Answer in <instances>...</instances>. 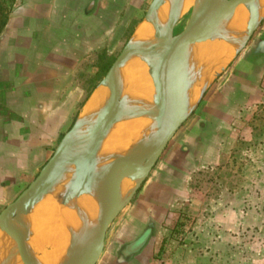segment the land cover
I'll use <instances>...</instances> for the list:
<instances>
[{
	"label": "crops",
	"instance_id": "obj_1",
	"mask_svg": "<svg viewBox=\"0 0 264 264\" xmlns=\"http://www.w3.org/2000/svg\"><path fill=\"white\" fill-rule=\"evenodd\" d=\"M119 7L120 0H19L4 21L0 31V213L36 178L71 124L84 115L94 93L106 87L102 85L104 69L112 62L119 45L118 38L113 36L120 21ZM145 21L146 16L138 26ZM132 22L133 16L126 20L128 24ZM192 139L194 135L181 142L178 139L168 150L166 165L173 172L178 171L179 156H184L187 163L177 177L181 181L179 186L169 192L160 187L152 195L165 208H158L149 199L144 200L142 209L127 210L124 214L123 210L107 232L97 264H163L156 256L168 247V223L176 215L169 210L180 198L186 199L188 179L214 159L203 151L193 155L186 148ZM183 149L186 151L181 153ZM44 200L45 197L26 218L30 229L28 245L32 254L42 259L40 264H65L71 242L82 226L73 234L74 224L65 216L59 218L56 207L50 219L56 226H67L62 234V242L67 245L60 253L49 243L38 248L40 244L34 238L44 219ZM62 206L70 204L62 202ZM72 215L82 224L84 218L92 224L97 213L93 210L83 214L81 209ZM255 216L257 213L244 209L217 210L212 217H217L218 224L201 228L200 233L204 231L207 239L203 245L194 246L196 250L203 247L205 254L199 257L193 252L176 264H227L225 254L218 252L227 248L230 241L226 232L239 230L241 224L246 225ZM212 232L220 233L222 240H213L209 236Z\"/></svg>",
	"mask_w": 264,
	"mask_h": 264
},
{
	"label": "water",
	"instance_id": "obj_2",
	"mask_svg": "<svg viewBox=\"0 0 264 264\" xmlns=\"http://www.w3.org/2000/svg\"><path fill=\"white\" fill-rule=\"evenodd\" d=\"M258 2L197 0L186 28L175 34L184 13L183 0H173L168 22L154 25V42L135 41V30L102 81V85L109 89L106 104L93 117L83 115L74 122L36 178L0 213V235L5 231L16 241L15 245L7 247L3 257L0 256V264L17 260H22L24 264H39L28 245L30 229L26 218L48 193L58 187L68 167H73L74 171L63 191V203L69 205L90 194L94 188L99 191V198L95 221L87 223L84 218L79 234L71 242L65 264H97L104 251L109 228L149 177L188 114L198 104L197 100L189 106L184 99L186 89L197 78L194 67L186 62L190 47L233 33L231 22L241 5H247L250 12L247 27L239 40L240 46H245L263 19L264 9L259 7ZM164 5L165 0H153L146 21L152 20ZM138 55L154 61L152 78L155 96L151 110L128 103L119 75L128 61ZM209 81L202 84L200 95ZM145 114L156 116L154 136L135 145L126 155L112 156L99 170L98 158L102 147L116 126L125 119ZM125 179L135 181V186L123 196L122 183Z\"/></svg>",
	"mask_w": 264,
	"mask_h": 264
},
{
	"label": "rangeland",
	"instance_id": "obj_3",
	"mask_svg": "<svg viewBox=\"0 0 264 264\" xmlns=\"http://www.w3.org/2000/svg\"><path fill=\"white\" fill-rule=\"evenodd\" d=\"M18 1L0 0V31ZM151 2L120 0V21L113 33L119 45L112 61L116 60L138 23L145 18ZM191 14L192 9L184 13L175 34L186 28ZM132 16L133 22L126 23ZM106 74H103L104 77ZM188 135H194V139L186 145L193 155L203 151L214 159L188 179L186 199L180 198L175 206H171L169 213L176 215L168 223L171 230L167 237L168 247L156 259L163 264H172L175 260L176 264L178 260H186L193 252L199 257L204 255L203 247L195 249L207 239L203 236L204 231L200 233V230L211 227L210 224L217 225V217L212 215L225 208L257 213L246 225L241 224L239 230L226 232L230 237L229 242L225 241L227 248L218 250L225 254V263L264 264V13L259 27L246 45L240 46L231 61L207 83L197 106L188 114L123 214L127 210L142 209L144 200H153L152 195L158 193L160 187L169 192L179 186L181 181L177 177L187 162L184 156H179L178 171L173 172L166 165V160L170 155V146ZM185 151L183 149L181 153ZM152 203H156L158 208L161 205L165 208L164 203L154 200ZM209 236L215 241L222 240L220 233L212 232ZM124 253L127 255L129 250Z\"/></svg>",
	"mask_w": 264,
	"mask_h": 264
},
{
	"label": "bare ground",
	"instance_id": "obj_4",
	"mask_svg": "<svg viewBox=\"0 0 264 264\" xmlns=\"http://www.w3.org/2000/svg\"><path fill=\"white\" fill-rule=\"evenodd\" d=\"M172 1L173 0H165V5L156 12L152 20H147L138 26L135 33V41L143 43H152L155 41L154 25H165L168 22ZM196 2L197 0H183V13H186V11L190 9L193 10ZM258 5L261 9H264V0H259ZM249 18L250 12L248 6L241 5L237 8L231 22L233 33H228L224 37L216 36L207 42L190 47L186 55V62L188 63V66L194 67L197 78L196 82L186 89L184 95V99L189 106H193L197 102L202 91V84L211 80L235 56L240 46V33L245 31ZM200 56L201 58H199ZM152 65H154L153 60L138 55L130 59L120 70L119 75L123 83V91L131 106L140 107L146 110H151L154 107L155 86L152 78ZM108 97L109 89L107 87H102L97 90L90 98L89 104L84 110L85 112H83L84 117H93L95 113L106 104ZM156 129L157 121L154 114H145L121 121L113 130L111 137L102 147V151L98 158V169H102L112 156L126 155L132 151L135 145L152 138ZM73 171V167H68L58 187L45 196L43 207L45 205L46 207L41 212L44 219L39 223L38 232L36 234L37 237L35 236L36 238H34L36 240L35 243L40 244L38 248L41 247V244L49 243L55 248L56 253H60L67 245L63 243L64 241L62 242V234L66 231L67 226H56L50 219L55 213L54 210L56 207L59 212V218L65 216L74 224L75 228L72 227L73 234L82 226V223L72 214H76L81 209H83V214L84 212L88 213L93 210H96V213L98 212L99 191L95 188L90 194L73 201L70 204V207L62 206L63 191L69 183ZM134 186L135 181L125 179L122 183L123 196L129 194L134 189ZM57 203L59 207L57 206ZM12 244L15 245L16 241L3 231L0 235L1 257H3L5 251H7V247ZM45 246H43V248ZM35 258L39 259L37 256ZM51 258L52 257H50V259ZM56 259L57 258L55 257V260ZM41 260L39 259L38 261L41 262ZM9 264L24 263L22 260H17L16 262H9ZM46 264H48V261Z\"/></svg>",
	"mask_w": 264,
	"mask_h": 264
},
{
	"label": "trees",
	"instance_id": "obj_5",
	"mask_svg": "<svg viewBox=\"0 0 264 264\" xmlns=\"http://www.w3.org/2000/svg\"><path fill=\"white\" fill-rule=\"evenodd\" d=\"M114 61H112L109 65H107V67H105L104 69V74L108 71V69L110 68V66L112 65Z\"/></svg>",
	"mask_w": 264,
	"mask_h": 264
}]
</instances>
